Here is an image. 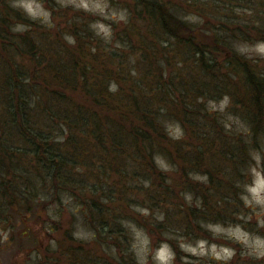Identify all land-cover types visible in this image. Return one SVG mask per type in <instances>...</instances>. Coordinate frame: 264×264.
<instances>
[{
    "label": "trees",
    "instance_id": "obj_1",
    "mask_svg": "<svg viewBox=\"0 0 264 264\" xmlns=\"http://www.w3.org/2000/svg\"><path fill=\"white\" fill-rule=\"evenodd\" d=\"M110 1L126 4L129 11L128 21L120 32L112 29L110 39H95L88 24L73 14L81 18L84 11L69 7L70 17L64 22L69 36L59 33L58 39L45 44L46 26L12 7L11 0H0V62L7 61L10 71L0 67L4 72L0 78V224L13 225L19 217L32 214L25 207L30 198L42 203L44 210L58 198L59 190L66 189L79 202L69 228L72 231L78 215L89 213L86 224L95 233L83 247L65 236L66 251L83 264L76 256L84 249L96 253L100 264H136L134 254H125L130 236L122 227L124 219H143L136 223L148 230L155 250L162 238L174 235L170 211L190 221L182 226L186 232L194 225L206 233L201 221L226 225L239 221L241 214L247 216L250 209L239 193L250 180L251 145L223 119L233 115L250 125L256 147L258 137L264 138V59L238 50L239 43L264 40V0ZM17 22L29 28L12 31ZM61 41L58 60H44L45 47ZM119 53L139 60L128 61ZM17 57L32 65L31 75L23 72ZM225 94L231 97L226 110L209 111L206 104ZM60 104L65 111H57ZM195 113L203 116L198 122L191 118ZM167 120L179 122L182 138L170 136ZM85 147L99 150L112 170L99 182L114 176L116 187L108 188L107 183L91 188L62 175L65 169L79 173L83 163L76 161L86 154ZM157 154L180 172L175 184L170 185L157 165ZM193 171L207 173L210 182L192 179ZM82 189L95 197L87 201ZM188 192L202 198V206H195V198L190 205ZM137 205L149 208L151 214L143 215ZM160 213L163 221L158 219ZM97 217L104 223L97 224ZM54 229L59 231L58 226ZM168 241L178 254L175 264H185L178 244ZM113 245L120 252L119 260L111 254ZM250 258L241 261L235 256L243 264H264V258ZM190 264L224 262L209 258Z\"/></svg>",
    "mask_w": 264,
    "mask_h": 264
},
{
    "label": "rangeland",
    "instance_id": "obj_2",
    "mask_svg": "<svg viewBox=\"0 0 264 264\" xmlns=\"http://www.w3.org/2000/svg\"><path fill=\"white\" fill-rule=\"evenodd\" d=\"M122 1L124 3L125 1L126 3H129V0H125V1L122 0ZM40 2L43 4L45 8L50 9L52 13V17H51L52 22H53L52 26H49L47 23H42V25L46 26L48 29V31H46L48 39L45 41V44H47L50 41H54L58 39L59 33H61V35H64L65 37L69 36L68 35L70 33L69 29L67 28L66 23L64 24V22L67 20V15H69L66 9H68L69 7L72 9L74 8L77 11L79 10L84 11V13H82L81 18H79L75 12H73V14L75 15L77 19L80 20V22L85 21L88 24V27H89L88 29L92 31L95 39H102V38L107 39V38L104 37L103 35H98L95 31H93V29L90 27V25L93 22L103 21L106 24H111L112 29H117L116 31H119V32L121 30V27H123L124 24L126 23L124 21L108 19L107 17L102 16L99 12H91V11H86L82 8H78L73 3H68L65 5V4H62L60 0H40ZM109 6L112 8H116V9L126 8V4L123 7L121 3L113 2V1H110ZM35 21H39L41 23L39 19ZM116 31L114 30V32ZM112 35H113V31H112ZM56 44L58 45H52V46L50 45V46L45 47L46 48L45 50L47 51V53L43 52L44 60L51 59L53 62H55L56 60L53 59V57H57L56 59L58 60V57L62 55V54H59L58 52V50H60V47L62 46V41L59 43L57 42ZM256 44L257 43H239L238 50L242 54L250 58H258V60L264 59V54H261L255 50L254 45ZM68 51L72 53L73 52L77 53L76 51H72L69 49ZM123 54H124L123 57L121 56L122 53H119V56H121L122 58L128 59V61L136 62L139 60L138 56H134L129 53H123ZM60 59L63 60L64 57ZM16 60L19 62H22V60L19 57H17ZM6 63L7 64L0 62V67L2 68L1 71L3 70L5 73L7 69L9 71V64L7 61ZM22 64H23V67H22L23 72L31 75L33 71L32 65L27 64V63L24 64L23 62ZM53 64L57 65L56 63H53ZM4 72H0V78L4 76L3 74ZM23 72H21L22 75H24ZM207 88L209 89L208 90L209 93L213 91L212 85H209ZM217 102H219V100ZM206 105H208L209 107V102ZM226 106L223 109L217 107L213 111L214 112L220 111L223 113V111L226 110ZM57 111L58 112L65 111L64 107H62V104H60V107L57 108ZM195 114H193L194 116L191 118L195 122H198L199 117H203V116L198 113H195ZM237 118L238 117H235L233 115H228L225 117V119H223V121L230 122L233 125L232 129L239 130L242 127V124H241V121L238 120ZM210 119L211 118H209L208 120ZM169 124L174 125L175 122L168 121V120L165 121L167 131H168ZM10 143L20 144L21 142H10ZM23 147L29 149V146L27 145L25 146L23 145ZM92 149L93 148L91 147L90 148L85 147L84 154L85 153L86 154L81 155V158L76 161V162L80 161L83 163L81 166L77 168L78 171L80 170L78 174L77 173L72 174L71 169L68 168L69 173L67 172V169H65L62 175L67 177L69 181H78V182L82 181L84 184H86V186L91 187V188L104 186L107 183L109 184L107 186L108 188L116 187L117 185L113 181L114 176H111L109 179L107 178L105 182H99L100 177L110 174L112 170H110L107 167V162L106 160L103 159L104 157L102 154L99 153V150H92ZM24 163L26 164V166L31 165V164H28V162H22V165H24ZM106 169L109 171V173H107ZM161 170L166 172L165 174L170 181L172 180L170 185L175 184V182L180 177V172H177L176 169L172 170V168H170L169 170H163L161 167ZM33 172L35 173V170H33ZM251 179H252V175L250 173L249 182L251 181ZM112 181L114 185L112 184ZM37 189H38V186L36 190ZM46 189L47 188H45V190ZM36 190L34 191L35 193L39 189L37 191ZM58 192H59L58 198L55 201H52L49 204V206L46 207L44 210H43V207L42 209H40V206H39V205L42 206V203H38L37 201H34L32 198H30L31 200L27 202V206L25 207H27V209L32 210L31 212L32 214H30L26 218L24 216H22L21 218L19 217L16 221L13 222V225L8 226V225L0 224V264H48L44 260H49L51 263H56V264H83L81 262H77L74 256H70L68 254V252L66 251L68 241L65 242L64 239L66 238L65 236L70 235L75 241L80 243L82 247L83 245L91 243L93 239V235H92L93 231L86 224L89 213L85 217L78 215L76 217V221L73 224V228L71 231V228H69L68 226L69 225L68 221L72 219V214L74 215V209L76 208L77 204H79V202L77 198H74L75 196H73L70 191H66V189H61ZM81 192L83 193L87 201H90L95 197L94 192L90 193L86 189H82ZM34 196H37V195H34ZM50 196L51 195H49V197ZM44 211H47V212H44ZM170 215H171V220H172L171 223L173 227V229L172 228L171 229L174 230V235L168 236V238L170 239L168 238H162V239L163 241L171 240V241H174L176 245L178 244L177 249L179 250V252H181L180 247H179L180 238H184L187 242L193 245H196L200 239H204L206 241L205 246L208 247L209 249L213 243H216L218 248L219 246L227 245V246H230L231 248L236 249L235 255L229 261L230 264H243L241 261H243L244 259L251 260L250 257L259 260L258 257L247 254L246 246L243 245L241 242H238L235 238H229L226 235V233L224 232L214 233L212 230H209L203 227L206 230V233H205L204 230L199 231L194 225L189 231L186 232L182 229V226H184L185 224H189L190 221L182 220V218H179V215L175 217L174 211H170ZM135 220L136 222L143 221V219L137 218V217L135 218ZM90 222H91V218L89 219V223ZM234 222H237V221H231V222H228L226 225H223V224L222 225L226 227L227 225L233 224ZM103 223H104L103 218L100 219L97 217V224H103ZM256 223L257 222L255 219V213H253L252 221L248 222V226H244V227L255 234L254 230L259 229L257 228ZM56 225L58 226L59 231H55L54 228H57ZM50 226L54 227L52 228V231H50L49 229ZM143 229L149 236L148 230L145 228ZM74 232H79L81 234V238L75 237L73 235ZM22 233H25V234H22ZM128 233L131 239V232L128 231ZM10 239L12 243H8ZM63 243H65V245H63ZM74 246H78V245L74 244ZM149 247L152 253H154L155 250L158 248L157 247L155 250H153L150 245ZM183 255L184 254L181 252V257ZM235 256H237V258L240 259L241 261L238 262V259H235ZM76 257L78 259L84 260L85 264H100L101 263V260L98 258V255H96V253H94L91 250L84 249V251L80 253V256H76ZM107 257L111 262L112 259L109 254ZM209 258L215 259L211 250H209L207 255H201V256L194 257L192 258L191 261L194 263L207 262ZM103 260L105 261L104 258ZM149 264H155V262L151 259V256L149 257Z\"/></svg>",
    "mask_w": 264,
    "mask_h": 264
},
{
    "label": "clouds",
    "instance_id": "obj_3",
    "mask_svg": "<svg viewBox=\"0 0 264 264\" xmlns=\"http://www.w3.org/2000/svg\"><path fill=\"white\" fill-rule=\"evenodd\" d=\"M60 2L65 5L73 3L78 8L91 12H99L102 16L112 20L127 22L129 18V11L127 8H112L109 6L110 0H60ZM11 4L14 8L22 9L24 13L33 20L39 19L41 23H47L49 26H52L53 22L51 19V10L45 8L40 0H11ZM90 27L98 35H103L108 39L112 36L111 24H106L103 21H95L90 25ZM28 28L29 25L22 22H17L12 25V31L14 32L26 31ZM71 41L75 42V38L72 37ZM254 48L259 53L264 54V40L258 41L257 44L254 45ZM202 99L203 98H201V100ZM230 101L231 97L228 94H225L219 102L216 100H210L209 111H213L217 107L223 109L230 103ZM237 119L239 120V118ZM241 124L242 127L239 129V134L243 135L246 138V142L251 145L249 148V170L252 175V179L249 183L243 186L244 190L239 193V196L250 211L246 217L241 214L239 221L229 224L226 227L218 221H201V226L212 230L214 233H226L229 238H235L238 242L245 245L247 248V254L254 255L258 258H264V232H256L254 234L244 227V222H251L253 219V213H255L257 228H264V138L260 135L258 137L260 146H254L252 127L244 124L242 121ZM229 127H231V125H229ZM168 130L169 134L176 139H180L183 136L182 126L179 122H176L174 125L169 124ZM154 158L157 165L161 166L163 170H169L172 167L170 163L164 162L165 158L163 156L157 154ZM189 175L196 181H200L202 183L210 182V178L207 173L193 171L190 172ZM145 183L147 184L148 182L145 181ZM185 197L190 205H192L195 198L197 201L195 206H202V198L194 197L193 193H185ZM136 208L137 211L143 215L147 216L151 214L150 209L147 207L137 205ZM164 218L165 216L163 213L158 214L159 220L163 221ZM121 224L126 231L131 232L129 247L125 254H127V252L134 254L136 264H149L150 256L155 264H175L178 254L176 249L168 240L162 241L160 246L154 253H152L149 247L150 237L142 226L137 224L134 220L129 219L122 220ZM73 235L77 238H81V234L79 232H74ZM92 235L94 236L95 233ZM205 245L206 241L204 239H200L196 245H193L187 242L184 238H180L179 247L181 252L184 254L182 259L185 261V264H190L192 258L194 257L207 255L209 250H211L216 260L223 261L224 264H228L236 252V249L227 245H222L218 248L217 244L213 243L210 246V249ZM111 254L115 256L116 259H120V252L115 245L112 246Z\"/></svg>",
    "mask_w": 264,
    "mask_h": 264
}]
</instances>
